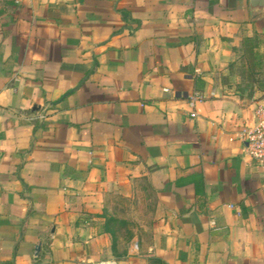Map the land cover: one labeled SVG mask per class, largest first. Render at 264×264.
<instances>
[{
  "label": "crops",
  "instance_id": "crops-1",
  "mask_svg": "<svg viewBox=\"0 0 264 264\" xmlns=\"http://www.w3.org/2000/svg\"><path fill=\"white\" fill-rule=\"evenodd\" d=\"M263 87L250 0H0V264H264Z\"/></svg>",
  "mask_w": 264,
  "mask_h": 264
},
{
  "label": "built area",
  "instance_id": "built-area-1",
  "mask_svg": "<svg viewBox=\"0 0 264 264\" xmlns=\"http://www.w3.org/2000/svg\"><path fill=\"white\" fill-rule=\"evenodd\" d=\"M204 100L203 96L196 94L189 98V104L193 106ZM253 114V124L243 127L238 138L244 145L245 153L258 165L264 166V93L255 103Z\"/></svg>",
  "mask_w": 264,
  "mask_h": 264
},
{
  "label": "rangeland",
  "instance_id": "rangeland-1",
  "mask_svg": "<svg viewBox=\"0 0 264 264\" xmlns=\"http://www.w3.org/2000/svg\"><path fill=\"white\" fill-rule=\"evenodd\" d=\"M237 73H238V70H237ZM120 212L123 213L124 215L126 214L127 211H126V206L124 204L122 205V208L120 209ZM119 236H121L122 239H126V233H125V231L119 232ZM144 264H155V262L152 261L151 259H148V261L146 260Z\"/></svg>",
  "mask_w": 264,
  "mask_h": 264
},
{
  "label": "water",
  "instance_id": "water-1",
  "mask_svg": "<svg viewBox=\"0 0 264 264\" xmlns=\"http://www.w3.org/2000/svg\"><path fill=\"white\" fill-rule=\"evenodd\" d=\"M250 5L253 9H262L264 8V0H250ZM38 251V248H36Z\"/></svg>",
  "mask_w": 264,
  "mask_h": 264
},
{
  "label": "trees",
  "instance_id": "trees-1",
  "mask_svg": "<svg viewBox=\"0 0 264 264\" xmlns=\"http://www.w3.org/2000/svg\"><path fill=\"white\" fill-rule=\"evenodd\" d=\"M124 17H125V15H124ZM151 260L154 261L155 264H164V263H162V262H161L159 259H157V258H152Z\"/></svg>",
  "mask_w": 264,
  "mask_h": 264
}]
</instances>
